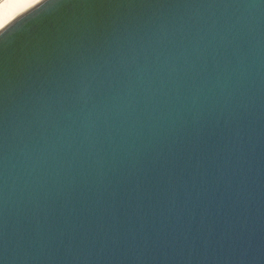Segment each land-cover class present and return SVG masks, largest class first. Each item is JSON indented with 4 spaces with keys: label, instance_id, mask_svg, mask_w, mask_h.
<instances>
[{
    "label": "water",
    "instance_id": "95a60500",
    "mask_svg": "<svg viewBox=\"0 0 264 264\" xmlns=\"http://www.w3.org/2000/svg\"><path fill=\"white\" fill-rule=\"evenodd\" d=\"M0 264H264V0L3 23Z\"/></svg>",
    "mask_w": 264,
    "mask_h": 264
},
{
    "label": "bare ground",
    "instance_id": "6f19581e",
    "mask_svg": "<svg viewBox=\"0 0 264 264\" xmlns=\"http://www.w3.org/2000/svg\"><path fill=\"white\" fill-rule=\"evenodd\" d=\"M36 0H0V26Z\"/></svg>",
    "mask_w": 264,
    "mask_h": 264
}]
</instances>
